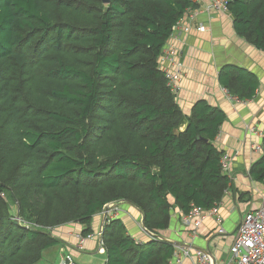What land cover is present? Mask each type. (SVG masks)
I'll use <instances>...</instances> for the list:
<instances>
[{
  "label": "trees",
  "instance_id": "trees-1",
  "mask_svg": "<svg viewBox=\"0 0 264 264\" xmlns=\"http://www.w3.org/2000/svg\"><path fill=\"white\" fill-rule=\"evenodd\" d=\"M192 0H0V264H38L108 205L136 207L147 233L172 212L212 209L229 188L214 142L225 114L200 100L186 116L160 69ZM236 33L264 50V0H229ZM252 98L253 76L220 73ZM251 85H253L251 87ZM264 182V156L250 170ZM21 217L32 227L19 224ZM106 264H170L175 246L138 243L106 223Z\"/></svg>",
  "mask_w": 264,
  "mask_h": 264
},
{
  "label": "crops",
  "instance_id": "crops-1",
  "mask_svg": "<svg viewBox=\"0 0 264 264\" xmlns=\"http://www.w3.org/2000/svg\"><path fill=\"white\" fill-rule=\"evenodd\" d=\"M198 4V9L182 20L181 27L167 46L183 50L180 56L182 72L176 94V102L183 113L190 116L196 103L204 100L226 116L214 142L218 151L231 156V170L226 175L230 181L229 188L218 207L226 234L219 235L216 219L209 217L194 236L192 228L183 226L178 210L172 212L169 228L161 233L178 243L176 253L180 246L192 247L193 250L210 251L217 262L225 263L240 221L246 213L256 211L264 202V182L250 175L254 164L263 157L256 154L252 146L260 144L264 148V50L236 33L234 19L229 13L209 12L210 0H200ZM200 26H204L206 31H199ZM186 27H190L189 32L185 31ZM226 66L239 67L253 76L256 86L252 98L233 96L221 84L220 73ZM121 207L126 213L119 219L126 226L128 234L138 243L150 238L141 231V212L136 207ZM104 226L105 216L102 212L94 217L90 227L93 233H98L104 230ZM86 228L80 224L56 228L54 236L60 243L48 249L38 264H60L63 248L68 249L78 264H106V250L100 251L99 239L88 241L83 250L79 249L77 235ZM70 232H73L74 239L67 237ZM191 254L183 264H196L194 253Z\"/></svg>",
  "mask_w": 264,
  "mask_h": 264
},
{
  "label": "built area",
  "instance_id": "built-area-1",
  "mask_svg": "<svg viewBox=\"0 0 264 264\" xmlns=\"http://www.w3.org/2000/svg\"><path fill=\"white\" fill-rule=\"evenodd\" d=\"M194 3H199L200 0H192ZM229 0H210V4L207 10L214 13H228ZM197 10V9H196ZM192 10V11H196ZM182 21L175 27L174 33L181 27ZM186 32L190 31V27H186ZM199 31L205 32L204 26L199 27ZM182 48H174L166 46L162 52L160 58V69L166 74L169 80V86L173 93H178V78L182 72V63L180 62V56H182ZM253 151L256 154L264 156V148L260 144H254ZM221 166L224 174L230 173L231 170V156L229 154H223L221 158ZM108 210H104L105 224L112 220L119 219V217L126 213L119 202L111 203L107 206ZM106 207V208H107ZM219 203H217L212 209L205 210L203 208L194 207L189 214H181V222L183 226L193 229V234L196 236L197 231L209 217L215 218L218 224V234H226L225 229L222 227L223 218L218 211ZM16 216L14 219L21 225L26 227H32V225L26 223L21 217ZM53 234L55 229H48ZM141 231L147 233L146 228L142 225ZM103 230H99L98 233H91L87 236L82 234L77 235L79 249L83 250L84 245L88 241L99 239L100 251L104 250V243L102 240ZM194 253L196 257V264H264V202L256 211L246 213L239 223L237 228V236L230 249V256L225 263L217 262V259L210 251L192 249L189 247H178V252H175L174 261L170 264H183L186 258L192 256ZM63 257L60 264H78L74 256L68 252L67 248L62 249Z\"/></svg>",
  "mask_w": 264,
  "mask_h": 264
},
{
  "label": "water",
  "instance_id": "water-1",
  "mask_svg": "<svg viewBox=\"0 0 264 264\" xmlns=\"http://www.w3.org/2000/svg\"><path fill=\"white\" fill-rule=\"evenodd\" d=\"M102 2H103L105 5H108V4H110L111 0H102ZM106 210H108V207L106 208ZM147 235H148L150 238L158 239L159 241H163V242H165V243H169V244H172V245H174V246H178V243H177V242L172 241V240L166 238L164 235H162V233H159V234L147 233Z\"/></svg>",
  "mask_w": 264,
  "mask_h": 264
},
{
  "label": "rangeland",
  "instance_id": "rangeland-1",
  "mask_svg": "<svg viewBox=\"0 0 264 264\" xmlns=\"http://www.w3.org/2000/svg\"><path fill=\"white\" fill-rule=\"evenodd\" d=\"M181 214H182V213H180V215H181ZM18 218H19V217H18ZM18 218H17V219H18ZM142 218H143V217H142ZM142 223H143V222H142ZM72 224H77V223H71V225H72ZM67 237H68V238H71V239H74V237H73V232L68 233V234H67ZM173 258H174V257H173Z\"/></svg>",
  "mask_w": 264,
  "mask_h": 264
},
{
  "label": "clouds",
  "instance_id": "clouds-1",
  "mask_svg": "<svg viewBox=\"0 0 264 264\" xmlns=\"http://www.w3.org/2000/svg\"><path fill=\"white\" fill-rule=\"evenodd\" d=\"M144 226V225H143ZM147 234V233H146Z\"/></svg>",
  "mask_w": 264,
  "mask_h": 264
}]
</instances>
